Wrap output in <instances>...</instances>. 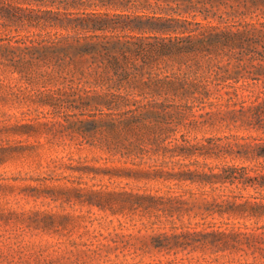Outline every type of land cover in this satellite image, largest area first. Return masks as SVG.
I'll return each instance as SVG.
<instances>
[{
  "label": "rangeland",
  "instance_id": "rangeland-1",
  "mask_svg": "<svg viewBox=\"0 0 264 264\" xmlns=\"http://www.w3.org/2000/svg\"><path fill=\"white\" fill-rule=\"evenodd\" d=\"M160 7L143 21L207 38L0 41V264H264V0Z\"/></svg>",
  "mask_w": 264,
  "mask_h": 264
},
{
  "label": "trees",
  "instance_id": "trees-1",
  "mask_svg": "<svg viewBox=\"0 0 264 264\" xmlns=\"http://www.w3.org/2000/svg\"><path fill=\"white\" fill-rule=\"evenodd\" d=\"M35 1L38 4H47V8L39 9L47 15L38 16L33 13L34 8L30 7V2ZM170 1H186L191 0H0V34L9 33V37L5 38L0 35V41L4 39L11 40L14 36L20 34L18 31H27L23 34L24 39H16L15 42L28 41L31 44L25 48L31 52H44L49 47L52 51H64V53L72 51L74 54L83 56L85 54L101 53L116 60L115 52L123 56H127L131 51L127 45V40L122 37H139L137 34L126 33L121 35L117 30L129 29V31L144 32L154 30L164 35H156L166 43L163 45L169 50L174 48H186L191 42L188 36L196 35L207 38L204 35L203 28L193 33H185V27L180 31L171 24L163 21L160 25L156 23H147L142 17L149 15L151 18L162 20V16L140 13V10H147L155 13L157 9L164 3ZM26 4V5H24ZM130 9H133L130 12ZM128 10V12H124ZM175 22L181 21L191 23L187 18H171ZM164 20V19H163ZM198 23V22H196ZM148 24V25H147ZM48 27L65 28L71 31L61 39H47L41 36V30ZM14 31L16 33H11ZM195 36V37H196ZM210 40L215 38V34H209ZM216 40V39H215ZM43 41H52L50 45L41 44ZM64 42V46L60 47L59 43ZM131 43V42H130ZM133 43V44H132ZM134 52L150 50L151 48L142 47L140 44H134ZM41 50V51H40ZM129 51V52H128ZM126 52H128L126 54ZM126 54V55H125Z\"/></svg>",
  "mask_w": 264,
  "mask_h": 264
}]
</instances>
